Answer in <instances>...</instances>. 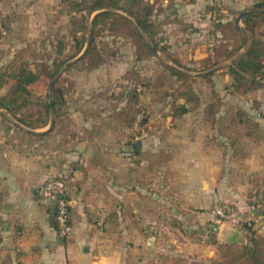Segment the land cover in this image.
<instances>
[{
	"label": "rangeland",
	"instance_id": "374dc122",
	"mask_svg": "<svg viewBox=\"0 0 264 264\" xmlns=\"http://www.w3.org/2000/svg\"><path fill=\"white\" fill-rule=\"evenodd\" d=\"M120 1L125 5L129 4V0ZM145 1L153 7L150 15L153 21L150 43L155 54L137 59L129 37L112 35L100 28L95 42L104 47L106 62L94 69L85 70L66 67L81 56L87 46L90 23L95 13L87 11L90 0H0V72L7 70L8 66L13 68L10 63L19 50L24 51L23 56L30 62L31 68H38L40 61H46L54 69V57L74 54L80 47L78 54L54 69L49 80L50 82L54 78L53 86L55 84L62 91L64 100L57 110L56 131L60 132L66 122L75 124L72 108L79 102H86L79 106L83 111L82 115L92 116L97 119L96 122L99 121L92 122L88 127L89 131L105 129L107 132H114L121 140L127 141L128 149H132L135 142L142 141L141 146L146 149L141 156L144 177L148 179L154 174L160 186L164 185L165 180H172L167 171V157L173 154V148L177 149L186 143L181 136L177 138L178 135L206 133L210 137L218 133L223 136L221 150L224 168L231 169L235 165H241L243 154L253 148L254 143H259L256 148L258 152H264V84L248 93L236 91L227 73L230 59L209 64L204 70H200L203 67L199 62L213 53L223 39L231 36L227 30L223 29L226 33L223 32L220 24L231 27L232 23L236 27L246 28L244 15L236 24L237 17L244 11L264 9L256 6L263 0ZM121 12L126 14L122 10ZM256 23L255 35L264 37V20ZM230 41L235 42L232 39ZM60 43L63 46L62 54L57 52ZM172 58H176L178 62L170 60ZM165 63H172L194 77L193 88L201 98L198 107L187 102L189 110L183 114L178 113L175 106L183 103L184 98L178 95L177 90L184 86L178 80L180 77L168 73ZM160 71L168 75L165 74L167 81L163 87L158 88L153 83ZM43 85L46 84H41L40 89H44ZM7 88L8 84L1 86L0 94H4ZM128 91H135L136 102H127ZM210 101L218 102L221 107L215 124L205 118L204 108ZM120 111L123 112L122 115L118 114ZM50 118H53V114ZM48 125L49 123L44 128ZM151 148L155 150L151 152ZM180 152L176 151L175 156H172L173 162L174 158L176 162L183 159ZM232 153H235L233 157ZM212 158L213 156L208 157V167L215 164V159ZM249 159V164H255L258 160L256 157ZM234 169L232 168L231 173L226 169L223 171L224 185L229 181L232 187L239 179V173L234 172ZM180 174L182 177L186 172ZM252 175L243 174L241 180L250 179ZM175 176L177 183L185 182L179 179L178 173ZM240 189L247 196L246 208L249 209L260 200V197H255L260 193L262 199L259 207L264 206V188L259 187L258 193ZM229 191L226 189L225 194ZM157 195L159 202L154 207L155 211L150 213L155 221L153 225L156 226L153 234L151 233L155 237L154 243L148 245L145 241L150 232L143 237L145 239L142 240L140 249L134 247L135 234L131 231L125 239L116 236V239L121 238L118 241L123 239L129 245L121 264H159L164 260L171 262L180 255L202 258L213 256L211 251L205 253L197 249L205 244L199 235L207 231L209 221L215 219L209 210L213 205L222 203L232 204L240 210L236 203L221 199L197 213L193 212V207L185 206L179 200V195H172L169 191L166 194L159 186ZM259 207L252 209L257 212L255 216L247 212L244 214V220L238 228L241 229L240 234L227 243H246L250 228L256 234L264 233V225L258 215ZM134 222V216L132 218L129 215L126 220L128 226H132ZM202 227L206 229H200ZM211 240L210 237L209 241Z\"/></svg>",
	"mask_w": 264,
	"mask_h": 264
},
{
	"label": "crops",
	"instance_id": "0c3cea01",
	"mask_svg": "<svg viewBox=\"0 0 264 264\" xmlns=\"http://www.w3.org/2000/svg\"><path fill=\"white\" fill-rule=\"evenodd\" d=\"M85 103L79 102L72 108L76 123L66 122L60 132L56 131L54 120L47 132H43L45 126H27L33 131L23 129L0 106V264H121L129 245L118 239L127 238L129 231L135 234V248L140 249L145 238L148 245L155 241L152 231L156 226L150 213L159 202L158 186L166 194L169 191L179 195V200L193 207V212H202L212 202L225 199L236 203L244 214L257 215L252 209L261 205V193L255 195L260 200L248 209L247 196L240 188L257 193L259 187L264 188V165H260L264 164V152L256 150L259 143L246 150L241 165L232 167L239 179L230 187L232 184L228 181V186L224 185L223 180V171L232 170L223 167V136L176 135L186 143L173 148V154L167 157L172 180H165L160 186L154 174L148 179L144 177L141 156L146 149L141 146L142 141L128 149L127 141L114 132L89 131L90 124L99 121L82 115L79 106ZM176 151H181L183 159L176 162L174 158L173 162ZM211 156L215 164L208 167ZM250 157L258 158L257 162L249 164ZM181 172L186 174L181 177ZM176 173L184 183L176 182ZM58 174L69 178L72 231L67 237H61L51 222L55 213L53 203L41 198L38 192L47 177ZM243 174L253 175L241 180ZM226 189L230 190L228 194ZM129 215L136 220L132 226L126 223ZM212 221L218 220L211 219L209 226ZM147 232L150 236L143 238ZM220 232L214 233L222 242ZM197 249L215 254L216 244L207 241Z\"/></svg>",
	"mask_w": 264,
	"mask_h": 264
},
{
	"label": "trees",
	"instance_id": "16d2710c",
	"mask_svg": "<svg viewBox=\"0 0 264 264\" xmlns=\"http://www.w3.org/2000/svg\"><path fill=\"white\" fill-rule=\"evenodd\" d=\"M256 6L264 7V0ZM152 9V4L145 0H129L128 5L121 3L120 0H90L87 11H95V13L90 23L87 46L82 55L66 68L77 67L91 70L106 62V56L103 53L104 47L95 42V37L100 28H104L112 35L129 37L137 59L155 54V50L150 43L151 28L153 26V21L150 18ZM121 10L126 14L122 13ZM130 16L133 17V20ZM72 18H75V16H72ZM243 19L246 28L243 26L236 27L232 23H230L231 27L220 24L219 27L222 30H227L231 33V36L227 37L226 40L223 39L220 45L214 48L213 53H210L199 62L203 67L200 70H204L209 64L230 59V63L227 65V73L229 78L232 79L233 87L236 91L248 93L264 84V37L255 35L256 21L264 20V9L251 10L246 15L244 14ZM73 36L76 39V36ZM84 36V40H86V35ZM231 39L235 42L230 41ZM238 41L239 43H237ZM80 50V47H78L74 54L62 58L54 57L52 61L55 65L54 69L59 68L62 63L74 57ZM57 52L62 54V43L58 45ZM23 54L24 51L19 50L10 63L13 68L10 69L8 66L7 70L0 72V87L8 84L6 92L0 94V106L10 112L21 123L31 128L47 125L51 114H53L54 124H56L58 120L57 110L64 103L63 94L54 84L51 106L47 95V85L55 70L51 69L46 61H40L38 68H31L30 62L24 58ZM215 56H218L217 59ZM170 60L178 62L176 58ZM165 68L169 74L180 77L178 80L184 86L183 89L177 90L178 95L184 98L183 103L175 106L178 113L183 114L189 110L187 102H191L192 106L198 107L201 98L193 88L192 78L194 77L172 63H165ZM163 72L158 73L156 82L153 83L154 87L161 88L167 81L165 74L168 75V73ZM159 75L160 77H158ZM208 75L204 74V76ZM43 83L46 84L43 85L45 90L40 89V85ZM134 92L128 91L126 94L127 102H136L137 96ZM220 108L218 102H208L204 108L206 120L211 124H215ZM122 113L120 111L118 114L122 115ZM261 181L264 184V174ZM258 215H264L263 205L258 208ZM51 222L55 224V213ZM200 229L205 230L206 228L202 227ZM207 229L211 241L217 245L213 256L202 258L180 255L171 262L164 260L159 264H264V233L256 234L255 230L250 228L251 232L247 236L246 243H227L220 242L216 234L210 230V227Z\"/></svg>",
	"mask_w": 264,
	"mask_h": 264
},
{
	"label": "built area",
	"instance_id": "2783aa9c",
	"mask_svg": "<svg viewBox=\"0 0 264 264\" xmlns=\"http://www.w3.org/2000/svg\"><path fill=\"white\" fill-rule=\"evenodd\" d=\"M68 189L69 178L65 174L49 176L38 187L41 198L50 200L54 205L56 230L61 237L69 236L72 231ZM209 211L219 223L229 222L233 227L239 228L244 220V212L232 204H216ZM199 237L205 243L209 241V230L202 232Z\"/></svg>",
	"mask_w": 264,
	"mask_h": 264
},
{
	"label": "water",
	"instance_id": "95a60500",
	"mask_svg": "<svg viewBox=\"0 0 264 264\" xmlns=\"http://www.w3.org/2000/svg\"><path fill=\"white\" fill-rule=\"evenodd\" d=\"M250 11H244L243 13H241L237 19H236V24L238 23V21H240V19L242 18V16L247 13H249ZM79 56V55H78ZM76 59V58H75ZM54 83V78L51 79V81L49 82V86H48V95H49V105H52V100H51V94H52V86ZM12 116V115H11ZM13 121L15 122V124L19 125L20 127H22L23 129H26L28 131H33L32 129L28 128L26 125L22 124L21 122H19L18 120H16L13 116H12ZM53 125V118H50V122L49 125L46 129H44L43 132H47L51 129ZM259 220L261 222V224L264 225V215H260ZM210 230L213 232H220V239L222 242H231L233 241L236 236H238L240 234V229H238L237 227H233L229 222H223V223H219V221H212L210 223ZM230 236V238H227L226 236Z\"/></svg>",
	"mask_w": 264,
	"mask_h": 264
}]
</instances>
